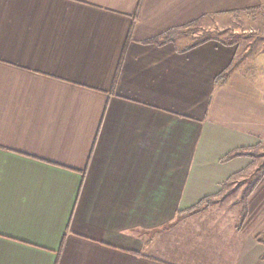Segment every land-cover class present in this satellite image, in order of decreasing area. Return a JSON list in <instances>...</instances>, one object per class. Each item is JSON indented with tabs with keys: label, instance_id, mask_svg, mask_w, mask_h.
I'll use <instances>...</instances> for the list:
<instances>
[{
	"label": "crops",
	"instance_id": "0c3cea01",
	"mask_svg": "<svg viewBox=\"0 0 264 264\" xmlns=\"http://www.w3.org/2000/svg\"><path fill=\"white\" fill-rule=\"evenodd\" d=\"M263 8L0 0V264H264Z\"/></svg>",
	"mask_w": 264,
	"mask_h": 264
},
{
	"label": "rangeland",
	"instance_id": "374dc122",
	"mask_svg": "<svg viewBox=\"0 0 264 264\" xmlns=\"http://www.w3.org/2000/svg\"><path fill=\"white\" fill-rule=\"evenodd\" d=\"M263 11H264V8H263ZM240 23H242V20L239 22V27H250L252 25L254 29H259L260 31H263V33H260L262 34V37H263L264 35V15L262 16V18L257 19L256 22L252 20V22L249 21L241 25ZM200 28L201 27L199 26L197 27L192 26L189 28V30L193 32V34L191 35L192 39L201 40L203 38L211 36L208 33L203 34V32L208 31L210 28H207V26L205 25H202V28L201 29ZM253 34H257V32H254ZM257 37L259 36L257 35ZM257 151L260 154V156L254 157L257 167L252 168L253 174L257 169H259L258 168L259 166L260 167L264 166V145L258 148ZM254 178L255 176L253 175L250 177L248 176L246 179L242 177L240 178L237 177L235 181H233L231 184H229L225 188L223 194L221 195V197H218V199H223L222 201H224V203H227L229 205H235L236 203H238V201L242 200V196L244 195L243 193H245L250 188L252 182L254 181Z\"/></svg>",
	"mask_w": 264,
	"mask_h": 264
},
{
	"label": "trees",
	"instance_id": "16d2710c",
	"mask_svg": "<svg viewBox=\"0 0 264 264\" xmlns=\"http://www.w3.org/2000/svg\"><path fill=\"white\" fill-rule=\"evenodd\" d=\"M178 29L174 28L169 30L168 32H166L163 36L157 37L155 39H153L154 42L157 43H161V42H168L173 40V37L176 35V31ZM232 67H230L227 71L223 72L217 79V82L222 85L225 83V81L227 80L229 74L231 73ZM213 202L212 198H206L204 200H202L196 207V210H200L201 208H203V206L209 205ZM195 210V211H196Z\"/></svg>",
	"mask_w": 264,
	"mask_h": 264
}]
</instances>
